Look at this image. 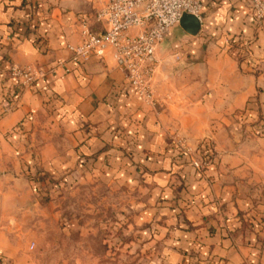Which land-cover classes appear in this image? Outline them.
<instances>
[{"label":"crops","instance_id":"1","mask_svg":"<svg viewBox=\"0 0 264 264\" xmlns=\"http://www.w3.org/2000/svg\"><path fill=\"white\" fill-rule=\"evenodd\" d=\"M201 1L198 34L174 25L155 53L150 107L111 57L71 64L63 77L50 72L82 23L101 29L102 0H0V107L8 95L16 101L0 114V254L8 210L33 195L26 176L93 160L163 197L164 221L177 231L163 264H264V16L257 25L247 0ZM11 64L46 73L21 86ZM173 130L193 148L206 138V178L175 158ZM178 192L177 202L164 199Z\"/></svg>","mask_w":264,"mask_h":264},{"label":"rangeland","instance_id":"2","mask_svg":"<svg viewBox=\"0 0 264 264\" xmlns=\"http://www.w3.org/2000/svg\"><path fill=\"white\" fill-rule=\"evenodd\" d=\"M155 102L143 103L151 107ZM252 103H259L258 97ZM235 115V120L243 116ZM170 134L175 158L206 178L213 154L206 138L193 148L179 130ZM105 165L110 164L78 160L29 173L27 186L33 195L24 207L8 210L0 264H163L162 248L177 236L175 226L164 221L169 210L158 205L163 197L140 189V180L127 185L103 173ZM180 194L164 199L175 202ZM248 219L254 230L256 217Z\"/></svg>","mask_w":264,"mask_h":264},{"label":"built area","instance_id":"3","mask_svg":"<svg viewBox=\"0 0 264 264\" xmlns=\"http://www.w3.org/2000/svg\"><path fill=\"white\" fill-rule=\"evenodd\" d=\"M247 1L256 24L260 26L264 0ZM201 9V0H102L94 15L101 29L93 31L82 23L79 39L66 44L68 58L58 60L50 72L60 69L59 76L63 77L71 71V64L90 58L111 57L132 92L142 102L152 104L155 97L151 77L157 63L156 51L183 13L199 18ZM8 73L16 84L26 86L43 78L46 72L11 64ZM15 102V99L5 100L0 114L12 110Z\"/></svg>","mask_w":264,"mask_h":264},{"label":"water","instance_id":"4","mask_svg":"<svg viewBox=\"0 0 264 264\" xmlns=\"http://www.w3.org/2000/svg\"><path fill=\"white\" fill-rule=\"evenodd\" d=\"M180 28L191 36L198 34L200 30V20L197 16L189 13H183L179 19Z\"/></svg>","mask_w":264,"mask_h":264},{"label":"trees","instance_id":"5","mask_svg":"<svg viewBox=\"0 0 264 264\" xmlns=\"http://www.w3.org/2000/svg\"><path fill=\"white\" fill-rule=\"evenodd\" d=\"M0 61H1V58H0ZM5 96V95H4ZM6 98L10 101H12L14 98H12L10 95L6 96Z\"/></svg>","mask_w":264,"mask_h":264}]
</instances>
